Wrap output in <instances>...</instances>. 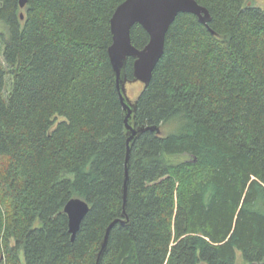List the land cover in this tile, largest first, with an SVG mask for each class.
<instances>
[{
  "label": "trees",
  "instance_id": "16d2710c",
  "mask_svg": "<svg viewBox=\"0 0 264 264\" xmlns=\"http://www.w3.org/2000/svg\"><path fill=\"white\" fill-rule=\"evenodd\" d=\"M123 1L0 0V264H95L123 217L127 140L108 52ZM197 1L209 25L180 13L137 97V125L161 133L132 146L129 222L111 228L99 264H237L238 251L264 264V5ZM131 36L150 40L141 24ZM75 197L90 210L73 239Z\"/></svg>",
  "mask_w": 264,
  "mask_h": 264
},
{
  "label": "water",
  "instance_id": "95a60500",
  "mask_svg": "<svg viewBox=\"0 0 264 264\" xmlns=\"http://www.w3.org/2000/svg\"><path fill=\"white\" fill-rule=\"evenodd\" d=\"M19 1L20 6L24 8L29 0ZM180 13L195 14L202 23L207 25L212 19L209 9L197 0H125L117 7L111 18L113 42L109 46L108 52L123 106V120L127 140L125 175L122 186L123 217L116 219L107 227L95 264L100 263L107 249L110 230L114 224L116 222H121L122 224L129 222L127 214L130 180L129 164L135 140L147 130H156L161 133V129L157 125H137L135 121L137 99L132 100L129 97L127 83L129 81H140L144 84V87L149 85L153 71L165 52L167 32ZM136 24H141L150 36L148 44L143 48L136 47L132 42L131 32ZM130 57L134 59L133 80H130L127 72V64ZM89 210V203L79 197L72 198L66 203L65 212L69 218V231L73 239Z\"/></svg>",
  "mask_w": 264,
  "mask_h": 264
},
{
  "label": "rangeland",
  "instance_id": "374dc122",
  "mask_svg": "<svg viewBox=\"0 0 264 264\" xmlns=\"http://www.w3.org/2000/svg\"><path fill=\"white\" fill-rule=\"evenodd\" d=\"M253 2L256 5H264V0H253ZM3 55H4V42L2 41V38L0 37V61L1 62L4 61ZM10 81H11V79L9 77L8 83H10ZM8 86H9V84H8ZM143 88H144V84L140 81H129L127 83L128 94L132 100L137 99L139 94L142 92ZM173 129H174V127L172 125H165L162 127V133L167 134V133L171 132ZM23 258H24V255H23ZM242 258H243L242 253L240 251H238L237 264H245ZM200 264H205V262H201Z\"/></svg>",
  "mask_w": 264,
  "mask_h": 264
},
{
  "label": "bare ground",
  "instance_id": "6f19581e",
  "mask_svg": "<svg viewBox=\"0 0 264 264\" xmlns=\"http://www.w3.org/2000/svg\"><path fill=\"white\" fill-rule=\"evenodd\" d=\"M115 12V11H114Z\"/></svg>",
  "mask_w": 264,
  "mask_h": 264
}]
</instances>
